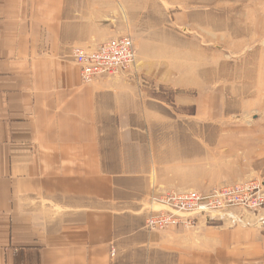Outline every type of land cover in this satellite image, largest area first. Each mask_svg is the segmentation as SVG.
<instances>
[{
    "label": "crops",
    "instance_id": "0c3cea01",
    "mask_svg": "<svg viewBox=\"0 0 264 264\" xmlns=\"http://www.w3.org/2000/svg\"><path fill=\"white\" fill-rule=\"evenodd\" d=\"M88 16L74 0H0V264H264V210L144 224L160 191L264 181L261 122L219 143L199 95L83 82L73 48L107 37Z\"/></svg>",
    "mask_w": 264,
    "mask_h": 264
},
{
    "label": "rangeland",
    "instance_id": "374dc122",
    "mask_svg": "<svg viewBox=\"0 0 264 264\" xmlns=\"http://www.w3.org/2000/svg\"><path fill=\"white\" fill-rule=\"evenodd\" d=\"M74 6L106 33L98 45L131 38L134 69L118 76L162 97L186 91L212 101L218 117L203 125V136L213 135L216 124L219 143H241L246 128L261 122L264 151V0H74Z\"/></svg>",
    "mask_w": 264,
    "mask_h": 264
},
{
    "label": "built area",
    "instance_id": "2783aa9c",
    "mask_svg": "<svg viewBox=\"0 0 264 264\" xmlns=\"http://www.w3.org/2000/svg\"><path fill=\"white\" fill-rule=\"evenodd\" d=\"M72 56L83 82L124 74L136 62V50L130 37L123 36L92 49L74 48ZM152 209L144 220L148 230L193 229L202 220L209 222L233 209L257 216L264 210V181L242 180L212 187L160 191L150 196Z\"/></svg>",
    "mask_w": 264,
    "mask_h": 264
}]
</instances>
